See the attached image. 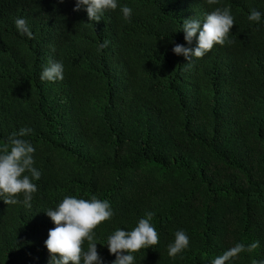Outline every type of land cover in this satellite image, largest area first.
Instances as JSON below:
<instances>
[{"label": "trees", "instance_id": "16d2710c", "mask_svg": "<svg viewBox=\"0 0 264 264\" xmlns=\"http://www.w3.org/2000/svg\"><path fill=\"white\" fill-rule=\"evenodd\" d=\"M117 3L95 23L86 6L73 11L76 0H0V148L30 128L22 138L41 172L31 207L0 197V264H49L55 224L45 211L69 195L109 201L113 218L94 229L104 264L116 258L108 236L149 211L159 243L134 264H211L254 241L227 264L264 260V0ZM216 7L231 10L232 42L203 58L177 55L176 45L197 46L184 19L203 22ZM18 17L34 38L17 31ZM50 60L63 64V80H41ZM181 229L189 247L170 257Z\"/></svg>", "mask_w": 264, "mask_h": 264}, {"label": "clouds", "instance_id": "9594fccd", "mask_svg": "<svg viewBox=\"0 0 264 264\" xmlns=\"http://www.w3.org/2000/svg\"><path fill=\"white\" fill-rule=\"evenodd\" d=\"M63 2V0H60ZM209 5L218 4L219 0H206ZM86 6L88 20L99 22L107 10L118 7L117 0H76L73 11H80ZM125 19H130L132 8L124 5L121 8ZM262 13L252 9L248 15L250 22L259 23ZM235 25L234 17L228 7H216L205 16L203 22L190 17L184 19L182 30L185 40L191 44L197 36V46L194 49L176 45L173 51L177 55L183 54L188 61L192 58H203L210 52L214 45H224L229 40L230 29ZM15 27L21 35L29 39L34 38L28 22L24 18L15 20ZM108 41L99 45L100 49L108 46ZM64 66L61 62L49 61L48 66L41 73V80H63ZM30 128H21L8 138L3 148H0V197H4L7 205L21 203L31 207L33 194L38 191L36 183L41 177V172L34 167L35 147L22 137L29 134ZM51 218L55 227L48 232L45 246L51 254L49 264H104L95 242V231L98 225L109 221L114 216V211L107 200H100L96 196L90 199L65 196L55 208L45 211ZM153 212H147L144 218L138 221L137 226L131 231L117 228L107 238V247L110 254L115 255L111 264H134V253L142 248L147 249L159 243V234L152 224ZM87 241V249L84 248ZM190 238L184 230L174 234L173 242L169 243L168 255L175 257L189 247ZM259 241L249 245L236 243L223 254L212 259L211 264H227L239 257L242 252H252L259 247ZM58 257V258H57ZM252 264H264V260H253Z\"/></svg>", "mask_w": 264, "mask_h": 264}]
</instances>
